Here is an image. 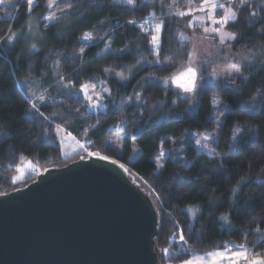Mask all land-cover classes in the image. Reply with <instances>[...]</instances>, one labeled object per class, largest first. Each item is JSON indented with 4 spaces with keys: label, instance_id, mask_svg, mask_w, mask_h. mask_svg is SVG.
Listing matches in <instances>:
<instances>
[{
    "label": "trees",
    "instance_id": "1",
    "mask_svg": "<svg viewBox=\"0 0 264 264\" xmlns=\"http://www.w3.org/2000/svg\"><path fill=\"white\" fill-rule=\"evenodd\" d=\"M186 1L178 0L179 10H186ZM47 2L48 0H36V7L31 13L26 11V0H14L11 4H2L8 11L0 13V30L8 28L12 32H22L28 22L34 21L37 23L35 41L38 47L43 46V50L29 52L25 39L15 46H0V124L4 125L0 128V194L25 187L45 169L62 167L80 156H86L84 152H81L71 158H63L60 145L58 151L53 144L52 135L45 134L46 124L41 123L38 117L34 119L25 113L26 93L29 91L27 83H32L33 80L36 81L38 92L46 96H54L57 100L63 99L66 105L79 107L80 103L75 98L67 99L63 93L59 92L56 84V74L76 64L77 67L68 74L83 73L79 76L77 87L80 83L106 80L112 88V96L104 100V110L89 112L86 118L79 120L68 122L57 120L55 123H63L60 132L71 135L79 143L89 139L95 141V147H89V151L114 158L130 167L131 173L146 195L150 197L158 212L160 227L156 247L160 250V264H172L166 259H161V249L170 247L172 251H175V248L179 246L178 236L174 235V232L182 228L187 234L185 225L191 222V213L185 215L182 209L185 205L192 204L203 206L201 208L203 215L196 224V231L200 233L201 238L194 237L189 240L188 246L192 252L186 254L187 258L190 259L193 253L200 255L214 250L223 251L225 245L234 249V245L240 244H244L248 251L264 255V247L253 248V244L259 239V234L249 231L254 228H264V224L260 221L261 215H264V130L260 133L244 132L236 142H232L226 128L225 134L219 137L220 146L215 160L203 152H197L194 145L188 144L184 151L185 164L166 159V166L159 174L152 164V158L157 154L156 146L165 136L179 139L189 129L212 132L215 125L205 123V118L209 116L207 101L210 97L222 95L237 113L235 119H238L239 106L248 101L251 102L248 92L253 86L259 90L258 81L264 79V71H261L259 67L260 60L255 61L257 68L252 73L253 79L249 85L245 86L239 81H237L240 84L239 88L232 86L226 88L220 85L218 91H210L205 96L204 102L191 111L179 104V108L169 114L173 95L167 93L165 88L172 85L149 88L145 93L149 110L155 111L151 109L153 104L157 105L159 110L155 111L154 118L145 112V119L134 120L131 111L121 112L116 107L122 103L121 97L127 100V94L132 91V88L137 87L138 82L143 83L142 77L153 74L162 79L174 76L179 72V63L183 60L178 58L179 62L171 72H160L157 70L158 66L142 63L138 68L137 79L132 81V86L125 90L122 87L124 83L106 76L100 69L113 68L115 71H123L125 75H128L127 70L136 65L138 60L154 59L149 55L143 40L140 41L143 50L140 55H135L136 37L144 35L138 31V26L143 23L142 18L146 19L148 16L147 12L140 10V3L134 10L130 5L121 4L118 0H63V2L55 0L61 8H66L68 4H72L73 7L68 8L66 12L57 10L56 17L60 18L59 22H52L45 27L42 18L48 10ZM253 2L259 5L261 0H253ZM162 3L164 0H156L157 7L153 9L156 16L153 18V24L163 18L162 11L165 12V7L163 9L159 7ZM169 19H173V23L167 28L168 43L164 46L165 52L177 49V37L174 35L177 32L176 25L178 24L179 28L184 27L186 21V17L173 18L171 14ZM255 19L257 18H248L247 10L239 13V19L228 28V31L239 33V39L230 42V50L234 53L247 52L250 58L259 57L264 60V33L260 32L262 26L260 23L253 24ZM98 20L102 23H97ZM133 20L136 21V25L128 23ZM41 33L47 35V40L40 37ZM87 33L93 37L91 43L78 60L72 58L73 49ZM108 33H111L114 39H100ZM109 44L113 50L125 45H129L131 50L117 59L118 53L114 51L110 53L107 50L106 45ZM187 47L190 48V44ZM49 54H52L50 59ZM54 61H60V63L56 64ZM45 72H50L51 75L44 76ZM112 101L115 103L113 104ZM165 104L168 105L167 108L164 107ZM124 107L127 109L128 105L125 104ZM98 113L104 123L96 134L89 133L87 137L81 135V125L86 128L95 123ZM104 113L107 114L104 115ZM45 114L50 115L47 111ZM230 119L233 118L230 117ZM244 119L251 118L245 116ZM262 120L264 115L251 119V123L259 125ZM125 121L130 122L128 130L133 132L138 140L135 145L129 141L121 156L120 153L106 149L103 141L109 139L105 129L111 132L114 138L117 133L112 132L110 126L123 125ZM133 124L135 127L132 126ZM233 143L235 146L230 147ZM137 145L140 147L139 155L133 161H129L133 148ZM168 146V143H165L163 147ZM221 159L227 170L217 166V162ZM25 161L32 162L38 171L29 173L22 180L14 182L12 177L17 172L18 165ZM241 172L243 176L239 175ZM244 177L248 178L247 183L239 196L232 200L230 192L232 184ZM222 214L230 215L229 222L220 220Z\"/></svg>",
    "mask_w": 264,
    "mask_h": 264
},
{
    "label": "snow or ice",
    "instance_id": "2",
    "mask_svg": "<svg viewBox=\"0 0 264 264\" xmlns=\"http://www.w3.org/2000/svg\"><path fill=\"white\" fill-rule=\"evenodd\" d=\"M5 2L11 4L12 0H0V4ZM63 2V0H61ZM121 4L130 5L134 10L138 8L140 0H118ZM167 3V0H164V3L160 4L159 7L163 9L164 4ZM178 0H173V3L168 4L169 10L173 7H176ZM36 7V0H26V11L31 13ZM73 7L72 4H68L66 8H61L59 3H56L55 0L47 3L48 9H56L60 12H66L68 8ZM157 7L156 0H143V7L140 8L141 11L147 12L148 16L146 19H143V23L138 26V31L142 32L144 35L136 37L135 55H140L143 50L140 45V41L143 40L145 47L150 56H153L154 59L151 61H140L138 60L136 65H133L131 69H128V75H125L124 72H116L113 68H101L102 73H109L113 79H116L118 82H125L122 87L127 90V88L132 86V81L137 79L139 75L138 68L142 63H148L150 65L158 66L157 70L160 72H171L173 67H176L178 58L183 60L182 70L176 73L174 76H168L166 78H161L155 74L142 77L143 83L138 82L137 87H133L132 91L128 93L127 100H124L121 97L122 103L116 105V107L121 112L131 111L133 114L134 120H143L145 119V112L148 113L150 117H155V111H158L157 105H151L149 110L148 100L145 96V93L149 88L159 85H169L170 83H175L180 89L176 93V99L171 100L172 108L169 110V114L172 111H175L179 108V103L184 102L188 109L191 111L200 104L204 102L205 96L210 91H218L217 88L210 89L208 84L212 80L220 81V84H223L224 87L232 86L234 88H239L240 84L245 86L249 85L253 79L252 73L256 70L257 64L256 60H260V70L264 71V60H261L259 57L250 58L248 56L241 57L239 60H236L234 63H227L223 68L219 64L213 63L209 59H204L198 63L200 52L195 47L189 48L187 45L191 43V39L185 32L179 28L177 24V32L174 35L177 37V49L175 51L165 52V44L168 43L166 39L167 28L173 23V19H169V14L162 11V19H159L155 24H153V18H155L156 13L153 11ZM258 9V10H257ZM217 10H223V14L217 18L213 13H216ZM247 10L248 18H257L253 20V24L260 23L262 26L260 32L264 33V0H261L260 4L257 5L253 0H225V3L219 2V0H202L199 6L192 7L191 3L187 6L185 11L172 13V17H188L189 19L185 22L187 28L193 29L195 32V25L201 23L194 18V13L201 12L207 16V19L211 21V27H203V33L205 36L211 33L213 42L218 44L220 49L223 50L228 46L229 42H235L239 39V33L237 31H228L230 25L234 24L239 19V13ZM8 9L0 7V12L7 13ZM47 19L51 22L58 23L59 19L56 17L55 12L50 14ZM97 23H102L97 21ZM133 25H136V21H128ZM47 27V25L45 26ZM30 35H34L31 34ZM40 37L43 40H47V35L41 33ZM218 38V39H217ZM93 39L92 35H85L83 40ZM101 40L104 39H114L111 33H108L106 36L100 37ZM24 40V34L22 32H12L10 29L5 28L0 30V46L11 45L15 46L17 43H22ZM150 45V47H148ZM107 50L112 53H118L119 56L117 59L123 57L127 52L131 50L129 45L124 47L116 48L113 50L111 45H106ZM36 49L37 51H42L43 46L38 47L37 43H32L29 51ZM85 53V46H79V41L77 47L73 49V57L79 59ZM52 54H49L48 58H51ZM54 63L59 64L60 61H54ZM223 63V61H222ZM76 64H72L69 69L63 72H58L56 74V84L58 85L59 92L71 100L76 99L80 103L79 107H73L72 105H66L65 100H57L54 96H46L38 92L35 87L29 89L26 93L25 99V113L31 117L39 118L41 123L46 124L44 129L45 134H51L53 144L58 148L59 151V131L63 127L62 124H56L57 120L62 122L79 120L81 118H86L89 112H96L97 108H103V101L106 98H111L112 88L109 87L106 80H101L99 83L103 85L102 89H98L96 84L89 83H80L79 76L83 73L76 75H69L68 73L72 69L76 68ZM120 67H123L120 65ZM204 72H208V76L203 75ZM221 72L224 73V76L227 79V83L224 84V80L221 79ZM50 72H45L44 76H50ZM43 78V77H42ZM92 79H97L92 77ZM240 82V84L237 83ZM33 85L35 86L36 81L33 80ZM259 90L255 86L252 87L251 91L248 92V95L251 98V103H245L240 105V116L238 119H235L237 113L228 105L227 101L223 96H212L208 99L207 103L209 106V116L205 118L206 124L215 125L212 129V132H192L191 129L187 130L189 135L194 137L195 145H198L201 149H206L207 154L215 160L217 156V149L219 148V137L225 134V129L227 128V135L229 136L230 141L236 142L240 135L244 132L252 131L260 133L264 130V120L260 121L259 125H253L251 119H256L261 115H264V79L258 81ZM117 87L120 85L118 83ZM170 91V89H169ZM254 93V94H253ZM243 94V92H242ZM83 102H80V101ZM195 100V103H190ZM143 101V103H141ZM114 104L115 102L112 101ZM127 104L128 108L125 109L124 105ZM165 108L168 107L167 104L164 105ZM53 109H61L60 111H54ZM83 109V111H82ZM49 112L50 115H46L45 112ZM107 113H104L106 115ZM99 113L96 115L95 123L88 125L86 128L81 125V135L87 137L89 133L96 134L97 130L104 123L103 120L99 118ZM248 116L251 119L245 120L244 117ZM233 118V119H230ZM243 121V125H241ZM128 121H125L123 125L113 124L110 126L112 132H116L117 135L115 138H112L111 132L105 129V134L109 136V139L104 140V146L106 149L113 152H119L123 156V152L126 144L130 141L133 145L136 144L138 137L130 132ZM55 125V126H54ZM135 127V125H132ZM4 127L3 124H0V128ZM122 133V134H121ZM199 137V138H196ZM118 141V142H117ZM213 142H215L213 144ZM165 143L172 145H178V151L175 155H169V159H179V150H183L182 141H178L173 136H165L163 140L156 146L157 154L152 158V164L155 168L157 174H159L166 166V153L163 149ZM96 142L93 140H86L84 143L80 144L81 150L85 152L88 157H95L101 160H108V156H101L98 152L89 151L88 148L95 147ZM234 143L230 147H234ZM133 151H140V147L137 145L133 148ZM81 159H84L81 156ZM111 163L116 164V160H112ZM217 166L227 170L224 165L223 159L217 162ZM120 168L127 171L124 168L123 164L119 165ZM18 171H21L18 169ZM32 171H38L33 168ZM243 176V172L239 174ZM248 178L244 177L242 179L236 180L231 188V199L235 200L237 196L241 193L244 185L247 183ZM159 198L157 197V202ZM202 205L192 204L191 206H184L182 209L183 214L187 215L191 213V222L186 223L185 227L187 228V234L184 229L179 228L174 232V235L178 236L179 246L175 248V251H172L170 247H164L161 249V259L172 262V264H219L224 260H227L229 264H264V255L252 251L249 252L247 247L244 244L234 245L233 249L228 248L227 245L224 246V251H214L207 253L209 260H205L204 256L196 257L193 253V259L187 258V253L192 252V249L188 246L189 240L200 239V233L196 231V224L200 220V217L203 215L201 208ZM230 215L222 214L220 220L223 222H229ZM261 224H264V215L260 217ZM175 227V225H174ZM201 227H203L201 225ZM250 232H256L259 234V239L253 244V248L264 247V228H254L250 229Z\"/></svg>",
    "mask_w": 264,
    "mask_h": 264
},
{
    "label": "water",
    "instance_id": "3",
    "mask_svg": "<svg viewBox=\"0 0 264 264\" xmlns=\"http://www.w3.org/2000/svg\"><path fill=\"white\" fill-rule=\"evenodd\" d=\"M83 157L0 194V264H160L158 212L130 167Z\"/></svg>",
    "mask_w": 264,
    "mask_h": 264
},
{
    "label": "rangeland",
    "instance_id": "4",
    "mask_svg": "<svg viewBox=\"0 0 264 264\" xmlns=\"http://www.w3.org/2000/svg\"><path fill=\"white\" fill-rule=\"evenodd\" d=\"M12 1H14V0H12ZM49 2H52V0H48L47 3H49ZM201 2H202V0H187L186 1V9H187V6L189 5V3H191L192 7H197L200 5ZM219 2L225 3V0H219ZM167 3L168 4L173 3V0H167ZM4 4H9V3L5 2ZM168 4H165L164 7H165V12L168 11L169 14L185 11V10H179L178 3H177L176 7H173L169 10ZM140 6L143 7V0L140 1ZM0 7H3L2 4H0ZM56 11H57L56 9H48L47 10L46 14L42 18V21H44V26H46V25L48 26L50 23H52L51 21H49L47 19V17L50 14H52L53 12H55V15H56ZM222 14H223V10H217L216 13H213V15H215L217 18H219V16ZM194 18L201 22V23H197L195 25V32H193V29L187 28L186 23H185V26L184 27L181 26L180 29H182L185 32V34L190 37V39H191V43H189L190 48L195 47L196 49L199 50L200 57H199L198 63L204 59H209V60L213 61L214 65L219 64L220 67L223 68L227 63H234V62H236V60H239L241 57H244V56L249 57V53H247V52H244V53L232 52L230 50V42H229L227 47H225L223 50H221L219 45L215 44L213 42L211 33L207 34V36H205V34L203 33V27H211L212 26L211 21H209L207 19V16L204 13L196 12V13H194ZM188 19L189 18L186 17V21ZM36 27H37V23H34V21H30L25 25L24 29L22 30V33L24 34V39L26 40V42L28 44V51H29L32 43H37L35 41V38H36L35 34H36V30H37ZM30 33L34 34V35H30ZM85 35H89V34L87 33V34H84L82 36V38L80 39L79 46H85V48H86L91 43V40H83V37ZM34 50H36V49H33L29 52H32ZM56 56H59V55H56ZM56 56H54V57L57 59ZM222 61H223V63H222ZM182 64H183V62L179 63V68H178L179 71L182 70ZM116 72H118V71H116ZM105 75L108 77H112L109 73H105ZM203 75L205 77H207L208 72H204ZM221 79L224 80V84L227 83V79L224 76L223 72H221ZM99 81H101V80H96V81H93L92 83H89V84L90 85L96 84L98 89H102L103 85H101L99 83ZM120 82L125 83L123 81H120ZM27 84H28V87H27L28 90L35 87V89L38 91L36 84H35V86L33 85V83H27ZM169 85H172V84L170 83ZM220 85H223V84H220V81L212 80L208 84V87L211 88V87H217ZM169 89H170V91H169ZM165 91L167 93H169L170 95H173V99H176V93L178 91H180V89L178 87H175V86H172V87L166 86ZM190 103L194 104L195 100L190 102ZM247 103H251V102L248 101ZM103 104H104V101H103ZM179 104H182L188 108V106L184 102H180ZM104 109H105V104H104L103 108H97L96 112L98 110H104ZM191 131L197 132V130H191ZM199 132L203 133L205 131H199ZM115 137H116V135H115ZM196 138H199V137H196ZM58 139H59V145H60V152H61V155L63 158L68 159V158H71L75 155L80 154L81 152H84L83 150H81L79 144L75 143L71 138H69L65 134L61 133L60 131H59ZM177 140L182 141L183 150H179V159H171L174 162H177V163L180 162V163H184V164L186 163V160L184 158V151H185V148L187 147L188 144L194 145L197 152H203V153L207 154L206 149H201L198 145H195L194 137L189 135L188 131H185L183 133V135ZM168 145H169L168 147H166V148L163 147V149H161V150L165 151V153H166L165 160L169 159L168 158L169 155H175L177 153L178 147H179L178 145H172L169 143H168ZM117 153L119 154V152H117ZM138 155H139V151H133L131 157L129 158V161H133ZM33 168L37 169L32 162H30V161L23 162L22 164L18 165L17 172L13 175L12 180L14 182H16V181L22 180L29 173H35L36 171H32ZM18 169H20L21 171H18ZM214 251H217V250H214ZM214 251H210V252H214ZM210 252H207V253H210ZM207 253L195 255V256L196 257L204 256L205 260H209L210 258L207 256ZM193 258L194 257L191 256L190 259H193ZM166 264H170V263H166ZM219 264H229V262L227 260H224L222 262H219Z\"/></svg>",
    "mask_w": 264,
    "mask_h": 264
},
{
    "label": "crops",
    "instance_id": "5",
    "mask_svg": "<svg viewBox=\"0 0 264 264\" xmlns=\"http://www.w3.org/2000/svg\"><path fill=\"white\" fill-rule=\"evenodd\" d=\"M66 136H68L69 138H71L75 143H77V144H81V143H79L77 140H75L71 135H69V134H65ZM233 250H235V249H233ZM249 252H251V251H249ZM241 264H243V262H241Z\"/></svg>",
    "mask_w": 264,
    "mask_h": 264
}]
</instances>
